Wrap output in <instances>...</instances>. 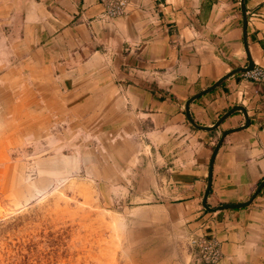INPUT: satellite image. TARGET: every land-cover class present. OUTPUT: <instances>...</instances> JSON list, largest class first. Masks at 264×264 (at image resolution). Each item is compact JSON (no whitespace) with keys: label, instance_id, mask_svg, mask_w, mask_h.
Returning <instances> with one entry per match:
<instances>
[{"label":"crops","instance_id":"obj_1","mask_svg":"<svg viewBox=\"0 0 264 264\" xmlns=\"http://www.w3.org/2000/svg\"><path fill=\"white\" fill-rule=\"evenodd\" d=\"M4 1L67 118L131 145V199L186 242L208 220L218 264H264V81L236 73L197 97L264 69V0H130L109 22L100 0Z\"/></svg>","mask_w":264,"mask_h":264},{"label":"rangeland","instance_id":"obj_2","mask_svg":"<svg viewBox=\"0 0 264 264\" xmlns=\"http://www.w3.org/2000/svg\"><path fill=\"white\" fill-rule=\"evenodd\" d=\"M12 15L0 0V264H186L179 227L131 199V145L67 118Z\"/></svg>","mask_w":264,"mask_h":264},{"label":"built area","instance_id":"obj_3","mask_svg":"<svg viewBox=\"0 0 264 264\" xmlns=\"http://www.w3.org/2000/svg\"><path fill=\"white\" fill-rule=\"evenodd\" d=\"M130 0H100L102 8L99 19L103 22H109L115 18L121 17L127 13ZM248 79L259 82L264 81V69L253 68L246 72ZM210 222L200 224L186 242V250L189 257V264H218L222 259L220 241L208 233Z\"/></svg>","mask_w":264,"mask_h":264},{"label":"water","instance_id":"obj_4","mask_svg":"<svg viewBox=\"0 0 264 264\" xmlns=\"http://www.w3.org/2000/svg\"><path fill=\"white\" fill-rule=\"evenodd\" d=\"M253 68H254V67H252V65L250 64L246 69H242V70H239V71H234V72H232V73L226 75L225 77H223L222 79H220L217 83H215L212 87H210V88L207 89L206 91L202 92V93H201L200 95H198L197 97H199V96H201V95H204V94H206V93L211 92L212 90H214L217 86H219L224 80H226V79L229 78L230 76H232V75H234V74H236V73H246V72H249V71H251ZM231 113H232V111H230L225 117H227V116L230 115ZM225 117H224V118H225ZM188 118H189V117H188ZM189 120H190V122L192 123V125H193L194 127L199 128V127H197V126L191 121L190 118H189ZM200 129H201V128H200ZM202 129H203V128H202ZM203 130L208 131L209 129L204 128ZM229 208H230V207H229ZM222 209H224V208H219L217 211L222 210Z\"/></svg>","mask_w":264,"mask_h":264}]
</instances>
